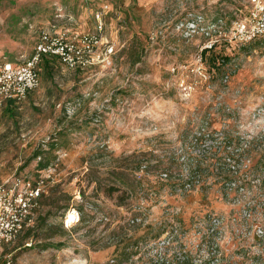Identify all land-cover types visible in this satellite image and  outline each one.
<instances>
[{"label":"rangeland","instance_id":"1","mask_svg":"<svg viewBox=\"0 0 264 264\" xmlns=\"http://www.w3.org/2000/svg\"><path fill=\"white\" fill-rule=\"evenodd\" d=\"M249 8V0H0V60L14 63L31 56L45 28L93 31L106 10L93 63L71 69L46 56L39 87L0 108V185L21 175L45 188L33 223L4 247L12 264H160L165 253L180 264L188 250L197 264L212 248L264 264V170L251 168L244 187L209 171L235 153L244 170L264 161V36L229 39ZM208 41L215 46L203 56ZM189 177L201 182L187 190ZM208 214L222 222L211 249L199 231Z\"/></svg>","mask_w":264,"mask_h":264},{"label":"built area","instance_id":"2","mask_svg":"<svg viewBox=\"0 0 264 264\" xmlns=\"http://www.w3.org/2000/svg\"><path fill=\"white\" fill-rule=\"evenodd\" d=\"M249 2L247 15L234 23L229 35L230 41L236 44L250 43L264 36V0ZM105 9L96 12L93 31L45 28L33 53L24 62L0 60V108L7 101L20 103L30 91L39 87L41 64L46 56L57 57L71 69L93 63L106 29ZM214 46V41H208L202 50ZM44 192L42 178L33 181L17 175L0 185V264H12V256L3 255L4 247L13 243L24 227L33 223Z\"/></svg>","mask_w":264,"mask_h":264},{"label":"trees","instance_id":"3","mask_svg":"<svg viewBox=\"0 0 264 264\" xmlns=\"http://www.w3.org/2000/svg\"><path fill=\"white\" fill-rule=\"evenodd\" d=\"M213 49H203L202 50V55H206L207 52L212 51ZM216 57H212L214 64H216V61H218L219 58H217L218 55H215ZM223 61L227 60V57H224L222 59ZM36 156H40L39 154H37ZM228 161H234V163H229L227 161H225L224 163L222 162H214L212 163V165H210L209 167L212 169L209 170L210 172L214 173L217 170V174L216 175L220 178L223 179L222 182H226V183H237L239 184L238 187H244L247 186L249 184H251V179L249 176V171L251 168H255V169H259V170H264V161L262 162V160L257 161L256 164L252 165L251 167H249L248 170H244L243 167H239L240 164L242 163L241 161L243 160V158L241 159V155L238 154H233L230 155L226 158ZM230 165V167L228 166ZM49 166V162H40L39 163V167L41 169L47 168ZM194 166H197L196 168H200V170L203 171H207L208 168H204L201 169L202 167H200L199 164H195ZM141 167L138 168V170H140ZM162 174H164V177L167 178V180H169V173L166 171L161 172ZM170 181V180H169ZM201 181L194 179L193 177H189L187 180H184L182 187L186 188L187 190L190 189L192 186H195L197 183H200ZM261 185H264V179H262ZM171 184V183H170ZM174 184V186H177L180 184L177 182H173L172 185ZM116 188V187H115ZM114 187H112L111 190H115ZM43 197V195H42ZM41 197V198H42ZM55 199H53L52 203H49L50 205L55 204L56 202H54ZM256 205H250V208H254ZM56 207V205H55ZM59 210V206L56 207ZM53 209H51L49 212L52 214ZM133 220L137 221L140 217V211H134L133 213ZM204 223H202L199 226V231L201 232V237H202V241L201 244H205V246L210 247V249L213 247V245H219L218 240V233L221 230L222 227V222L220 220L219 217L217 216H212V215H205L204 216ZM264 237V230L262 231V234L260 236ZM138 241L136 242V245ZM173 243L172 241H168V244ZM130 244V243H125L126 247L127 246H131L134 245ZM213 244V245H212ZM212 245V246H211ZM261 255H263V252L261 253ZM194 256V253L191 250H188V255H183V259L181 261L182 264H194V260L192 259V257ZM264 259V255L262 256ZM157 261L160 264H179V261H177V259L174 258H170L167 256V253L161 255V257L157 258ZM180 263V264H181ZM197 264H240V261L235 260L234 258L230 257L229 253L226 252H219L217 249L213 250V248L211 249V251L208 252V258L207 259H202L200 260Z\"/></svg>","mask_w":264,"mask_h":264},{"label":"bare ground","instance_id":"4","mask_svg":"<svg viewBox=\"0 0 264 264\" xmlns=\"http://www.w3.org/2000/svg\"><path fill=\"white\" fill-rule=\"evenodd\" d=\"M75 214L74 213H70L69 215H68V222H72V221H74L75 219Z\"/></svg>","mask_w":264,"mask_h":264},{"label":"crops","instance_id":"5","mask_svg":"<svg viewBox=\"0 0 264 264\" xmlns=\"http://www.w3.org/2000/svg\"><path fill=\"white\" fill-rule=\"evenodd\" d=\"M27 245H31V243H26Z\"/></svg>","mask_w":264,"mask_h":264}]
</instances>
